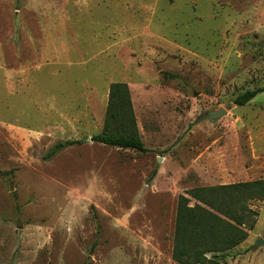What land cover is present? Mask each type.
Segmentation results:
<instances>
[{
	"label": "rangeland",
	"instance_id": "374dc122",
	"mask_svg": "<svg viewBox=\"0 0 264 264\" xmlns=\"http://www.w3.org/2000/svg\"><path fill=\"white\" fill-rule=\"evenodd\" d=\"M112 82L145 152L92 140ZM263 86L264 0H0V264H180V195L264 179ZM248 205L225 264H264Z\"/></svg>",
	"mask_w": 264,
	"mask_h": 264
},
{
	"label": "trees",
	"instance_id": "16d2710c",
	"mask_svg": "<svg viewBox=\"0 0 264 264\" xmlns=\"http://www.w3.org/2000/svg\"><path fill=\"white\" fill-rule=\"evenodd\" d=\"M263 91L264 86L246 90L236 97L235 103L244 105ZM92 140L124 149L148 150L137 131L127 83H111L104 129L92 135ZM81 142L82 139L58 141L49 154ZM189 193L197 202L190 206L188 196L179 197L174 259L180 264H225L216 258L246 239L248 233L244 226L253 228V224L245 222L252 210L248 202L253 198L264 199V179L197 187ZM207 253H213L212 257L209 258Z\"/></svg>",
	"mask_w": 264,
	"mask_h": 264
},
{
	"label": "water",
	"instance_id": "95a60500",
	"mask_svg": "<svg viewBox=\"0 0 264 264\" xmlns=\"http://www.w3.org/2000/svg\"><path fill=\"white\" fill-rule=\"evenodd\" d=\"M226 113V109L224 107H219L217 109L209 110L206 113L202 114L200 116V119H210L215 120L221 117ZM87 140H91V137H88ZM264 244V239L262 237H259L256 242L254 243V247H258L260 245Z\"/></svg>",
	"mask_w": 264,
	"mask_h": 264
}]
</instances>
